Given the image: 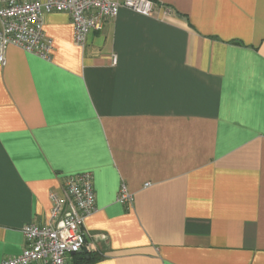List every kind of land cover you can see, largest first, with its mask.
<instances>
[{
	"label": "crops",
	"instance_id": "0c3cea01",
	"mask_svg": "<svg viewBox=\"0 0 264 264\" xmlns=\"http://www.w3.org/2000/svg\"><path fill=\"white\" fill-rule=\"evenodd\" d=\"M156 2L121 9L84 48L68 14L44 15L50 59L8 47L0 264L83 172L98 212L71 261L264 264V0Z\"/></svg>",
	"mask_w": 264,
	"mask_h": 264
},
{
	"label": "built area",
	"instance_id": "2783aa9c",
	"mask_svg": "<svg viewBox=\"0 0 264 264\" xmlns=\"http://www.w3.org/2000/svg\"><path fill=\"white\" fill-rule=\"evenodd\" d=\"M0 68L6 51L16 46L27 53L50 59L53 40L44 32V15L68 14L74 27V41L84 48L92 32H101L121 9L146 16L153 14L156 0H0ZM64 199L51 194L53 210L46 226L30 224L22 229L27 248L1 264H82L71 261L86 246V221L98 212L93 175L83 172L67 177ZM132 195L122 186L117 203L131 206ZM106 239V236H102Z\"/></svg>",
	"mask_w": 264,
	"mask_h": 264
},
{
	"label": "water",
	"instance_id": "95a60500",
	"mask_svg": "<svg viewBox=\"0 0 264 264\" xmlns=\"http://www.w3.org/2000/svg\"><path fill=\"white\" fill-rule=\"evenodd\" d=\"M81 253H87V250H83V251L80 252V254H81Z\"/></svg>",
	"mask_w": 264,
	"mask_h": 264
},
{
	"label": "trees",
	"instance_id": "16d2710c",
	"mask_svg": "<svg viewBox=\"0 0 264 264\" xmlns=\"http://www.w3.org/2000/svg\"><path fill=\"white\" fill-rule=\"evenodd\" d=\"M76 262L82 263L81 261H77V260H76Z\"/></svg>",
	"mask_w": 264,
	"mask_h": 264
}]
</instances>
